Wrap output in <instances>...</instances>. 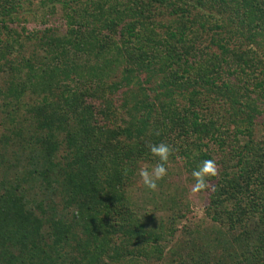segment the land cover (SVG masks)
Segmentation results:
<instances>
[{"label":"trees","instance_id":"1","mask_svg":"<svg viewBox=\"0 0 264 264\" xmlns=\"http://www.w3.org/2000/svg\"><path fill=\"white\" fill-rule=\"evenodd\" d=\"M28 5L43 27L26 34ZM6 71L0 264L163 260L176 215L152 224L127 194L161 142L167 169L216 164L217 228L184 225L193 253L174 264H264V0H0Z\"/></svg>","mask_w":264,"mask_h":264},{"label":"rangeland","instance_id":"2","mask_svg":"<svg viewBox=\"0 0 264 264\" xmlns=\"http://www.w3.org/2000/svg\"><path fill=\"white\" fill-rule=\"evenodd\" d=\"M32 6V5H31ZM30 6V7H31ZM37 10L36 6L33 5L32 8H29V5L19 13L18 19L19 22H16L15 26L18 30H21L22 25L27 27V33L30 30H34L36 27L40 28L42 23L39 21L41 17V11H39L38 18H34L33 14L28 11ZM38 14V13H37ZM63 10L60 6L57 8V13L50 16L49 24H54L57 26L63 33L65 31V23L62 21L61 17ZM25 21V22H23ZM43 27V26H42ZM25 36L23 37V39ZM29 50L25 54H29ZM9 72L6 71L0 74V88H5L8 85ZM5 123L9 126L6 116L3 112L0 111V138L2 133H9L10 130L5 129ZM13 144H8L6 146L12 147ZM0 145V150H1ZM12 156V152L9 151L8 156ZM155 164L151 163H142L143 168H147L151 172L152 167ZM141 167V168H142ZM158 187L154 191L147 190L138 174L134 178L132 184L127 189V194L130 197V200L133 204L141 207L139 210L142 215L143 210L148 209L150 217L154 218L152 224H158L161 221H167L168 218H172L173 215H176L177 222L175 226L179 228L178 233L172 239L168 248L166 250L165 257L161 261H150L145 264H174L177 261L183 258L188 257L189 253H193L191 248L186 246L187 239L189 238V233L184 231V225L188 226V229L207 231L214 233L217 226L209 216L206 214V205L209 203V195L206 191H200L198 193L192 192V187L194 186V181L191 176L183 168V163L181 160L176 159L175 161H170L168 164V174L160 181L157 182ZM195 233V232H194ZM193 238V237H191ZM200 239H195L194 243L201 244L206 241V238L199 236ZM223 248V245L221 246ZM218 251L222 254L225 250H230L233 254H239L241 248L239 246H233L230 244L225 248L224 251ZM177 251L184 256H179ZM227 253V251H226ZM221 254V255H222ZM186 256V257H185ZM188 261V260H187ZM247 264V263H246Z\"/></svg>","mask_w":264,"mask_h":264},{"label":"clouds","instance_id":"3","mask_svg":"<svg viewBox=\"0 0 264 264\" xmlns=\"http://www.w3.org/2000/svg\"><path fill=\"white\" fill-rule=\"evenodd\" d=\"M149 153L152 157L157 158V162L152 167L151 172L147 168H140L138 170V176L143 186L150 191L157 189V182L162 180L167 174L168 169L166 163L168 162L169 156L172 154V148L167 143H158L148 145ZM127 171V170H126ZM216 175V164L214 160L207 159L199 163V165L191 170V176L194 178L195 183L192 187L193 193H198L202 190L210 187L208 177Z\"/></svg>","mask_w":264,"mask_h":264}]
</instances>
